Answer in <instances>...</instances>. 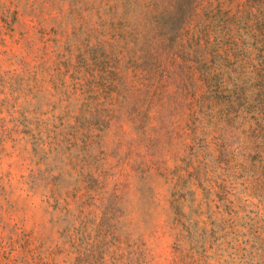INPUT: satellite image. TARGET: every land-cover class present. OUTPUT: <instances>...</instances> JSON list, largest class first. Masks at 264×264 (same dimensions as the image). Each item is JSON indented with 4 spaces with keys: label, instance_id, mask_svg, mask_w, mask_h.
Instances as JSON below:
<instances>
[{
    "label": "rangeland",
    "instance_id": "1",
    "mask_svg": "<svg viewBox=\"0 0 264 264\" xmlns=\"http://www.w3.org/2000/svg\"><path fill=\"white\" fill-rule=\"evenodd\" d=\"M0 264H264V0H0Z\"/></svg>",
    "mask_w": 264,
    "mask_h": 264
}]
</instances>
